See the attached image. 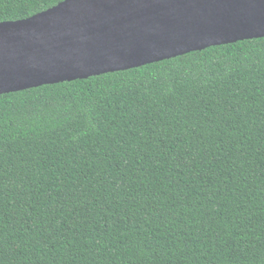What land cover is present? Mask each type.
<instances>
[{
	"label": "trees",
	"instance_id": "trees-1",
	"mask_svg": "<svg viewBox=\"0 0 264 264\" xmlns=\"http://www.w3.org/2000/svg\"><path fill=\"white\" fill-rule=\"evenodd\" d=\"M0 264H264V38L1 95Z\"/></svg>",
	"mask_w": 264,
	"mask_h": 264
},
{
	"label": "water",
	"instance_id": "water-1",
	"mask_svg": "<svg viewBox=\"0 0 264 264\" xmlns=\"http://www.w3.org/2000/svg\"><path fill=\"white\" fill-rule=\"evenodd\" d=\"M264 38V0H66L0 23V96Z\"/></svg>",
	"mask_w": 264,
	"mask_h": 264
}]
</instances>
